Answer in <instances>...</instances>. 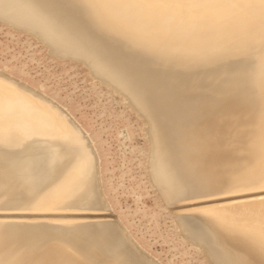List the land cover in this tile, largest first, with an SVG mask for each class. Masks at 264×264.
<instances>
[{
  "label": "bare ground",
  "instance_id": "6f19581e",
  "mask_svg": "<svg viewBox=\"0 0 264 264\" xmlns=\"http://www.w3.org/2000/svg\"><path fill=\"white\" fill-rule=\"evenodd\" d=\"M0 22L123 98L208 264H264V0H0ZM109 208L82 126L0 69V264H158Z\"/></svg>",
  "mask_w": 264,
  "mask_h": 264
},
{
  "label": "rangeland",
  "instance_id": "374dc122",
  "mask_svg": "<svg viewBox=\"0 0 264 264\" xmlns=\"http://www.w3.org/2000/svg\"><path fill=\"white\" fill-rule=\"evenodd\" d=\"M0 69L52 98L82 126L110 207L103 214L117 215L158 264H208L201 249L181 236L150 184L143 124L118 93L93 79L80 61L57 57L33 34L3 22Z\"/></svg>",
  "mask_w": 264,
  "mask_h": 264
}]
</instances>
